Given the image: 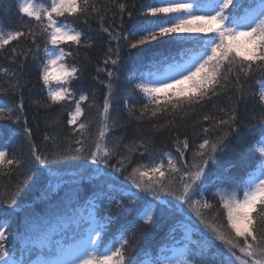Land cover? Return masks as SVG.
<instances>
[{"label": "snow or ice", "instance_id": "1", "mask_svg": "<svg viewBox=\"0 0 264 264\" xmlns=\"http://www.w3.org/2000/svg\"><path fill=\"white\" fill-rule=\"evenodd\" d=\"M135 7L133 5V9ZM118 8L121 24L116 30L113 24L104 26L111 9L101 0H50L44 6H37L36 0H19L17 11L21 23L15 30L0 31V52L8 51L7 46L13 41L18 45L23 41L25 45L19 50L12 47L8 52L6 59L17 66L10 76L7 68H0V72L9 76L12 92L21 90L19 103L14 102L11 107L0 106V120L15 118L19 124L20 114L24 111L22 90L26 87L21 80L31 58L42 90L47 89L42 107L50 109L62 103L74 104V110L68 112L67 125H75L70 130L67 147L57 142L58 137L44 136L45 141L51 140L55 145L50 152L51 161L49 153H42L34 143L30 145L27 158L16 154L10 156L6 146L0 144V171L7 168L8 171L3 173L7 176L19 171L29 182H18L11 194L5 190L0 198V209L14 211L18 205L17 197L29 185L45 184V171H51L58 161L83 157L96 166L94 171L99 174L101 183L93 189L97 201L107 200L109 206L115 204L124 208L129 216L135 213L137 218H142V210L133 206L144 201V193L152 197L146 201L153 211L145 223H156V211L162 221L171 222V227L161 238V250L149 256L146 249L130 245L126 236L128 227L124 224L116 229L118 235H113L111 242L106 244L105 236L113 223L108 210L78 225L72 239L63 242L46 235L43 221L32 214L22 222L19 239L11 247L8 222L0 225V264H264V0H251L250 3L247 0H149L138 9L143 19L127 33L123 29V15L127 13L131 19L133 11L124 3L118 4ZM97 17L102 32L107 34L109 46L103 67H97V76L93 79L106 72L108 80L106 83L101 81L107 89L103 98L102 126L95 147L91 148L84 136L88 125L80 122L85 112L83 104L89 96L82 92L76 99V93L71 89L72 82L79 80L85 69L75 62L68 63V59L79 56L80 48L91 49L95 43L90 31L73 25H89L90 18ZM121 40L127 44L129 60L137 66L128 78L129 83L135 82L132 94H142L148 100L136 119L148 114L150 104L155 106L151 110L154 118L158 113L167 114L169 106L174 112L186 108L195 112L197 108L215 107L213 101L222 96L236 93L243 99L250 93L261 106L259 118L253 117L258 126V137L253 146L246 149L247 141L239 136L238 110L225 111L221 107L219 111L223 115L219 118L203 115L202 121L209 124L206 127L201 124L203 136L197 137L198 144L190 145L186 136L183 140L177 136L178 156L172 158L169 153L161 152L157 158L153 153L150 163L132 167L131 173L121 181L120 176L135 159L133 154L150 155L149 142L143 139L137 140L134 146L124 145L128 148L127 155L120 151L122 140L114 142L111 148L107 145L106 138L116 126L112 115L113 79L118 78L123 62ZM112 41L116 42L115 48L111 46ZM150 41L166 46L169 54L152 52L145 62L141 55L144 49L140 46ZM72 46H76L75 52ZM132 49L137 51L132 52ZM12 78L15 83H11ZM53 81L57 85L55 88L51 86ZM129 103V99H123V106L132 116L134 109L129 108ZM212 132L217 133L214 139L209 138ZM23 133L32 137L26 121ZM233 137L237 138V143L230 149L228 145ZM190 148L194 150L195 161L191 164L186 157ZM227 151L239 158L246 171L240 177L218 175L222 187L213 197L219 196L222 212L209 222L205 219V210L211 211L215 204L207 199L201 203L194 197L201 196L208 178L209 161H216L217 154ZM116 157L120 158L115 164L111 163ZM108 168L112 172H108ZM106 183L119 185V190L107 191ZM48 191L50 189H43L44 195ZM161 194L173 197L176 203L173 200L165 202ZM125 201L132 206L126 207ZM156 201L159 203L154 204ZM185 206L199 222H191V229L199 234L195 241L189 230L181 232L177 238L175 225L186 214ZM69 244L74 247L69 248ZM173 250H178V254L169 255ZM38 254L43 258L34 262L32 257ZM69 254L70 258L65 259Z\"/></svg>", "mask_w": 264, "mask_h": 264}, {"label": "trees", "instance_id": "2", "mask_svg": "<svg viewBox=\"0 0 264 264\" xmlns=\"http://www.w3.org/2000/svg\"><path fill=\"white\" fill-rule=\"evenodd\" d=\"M47 0H36L37 6L45 4ZM18 2L19 0H0V21L3 25L0 26V31L15 30V28L21 23V18L18 14ZM149 0H101V3L107 5L111 11L107 13L104 26L113 24L116 30H119L121 24L120 12L118 4L124 3L128 9L133 11L131 19L127 13L123 15V29L125 33L131 31L134 26H138L143 19L138 12L141 4L147 3ZM251 2V0H247ZM135 5V9H133ZM113 17L115 19L113 20ZM27 18H25L26 22ZM78 29L82 28L84 31H90V34L94 37V46L91 49H79V56L69 58L68 63L75 62L78 67L85 69L80 75V79L72 82L71 89L76 93V99L83 92L89 96V100L84 102L85 109L84 116L81 117L80 122L86 123L87 129L84 132V136L88 140V146L95 147L96 138L99 136V132L102 126V112L104 95L107 89L101 84V81L107 82L106 72L99 73L97 79H93L97 76V67H103V59L107 47L109 46L108 37L106 33H103L100 27L99 18H90L89 25L76 24L73 25ZM90 26V27H89ZM164 39V38H162ZM23 41L18 45L13 41L7 46L8 51L0 52V68H7L9 76L16 70V65H13L9 59H6L8 52L12 47H17L19 50L24 47ZM111 46L115 48L116 42L112 41ZM66 50H67V46ZM144 49L141 55L144 56L145 62H147L152 52L168 55V49L166 46L159 44L157 41H150L140 46ZM120 48L122 50L123 62L117 73L118 78L113 79L115 97L113 100L112 115L116 120L115 128L107 136V145L112 147L113 143L117 140H122L121 153L123 155L128 154V148L124 145L134 146L135 142L139 139H143L149 142L150 155L141 157L138 153L133 154L135 159L132 160V165L128 167L123 176H120V180L123 181L124 176L129 175L132 171V167L137 164H148L151 162V154H155L157 158L161 152L169 153L172 158L178 156L176 152V138L179 136L180 140H183L185 136L188 138L190 145L198 144V136H203L201 124L208 126L209 122H203L202 117L204 114H210L217 118L221 117L223 113L219 111V108H224L225 111H230L232 108L238 110L240 117L239 120V136L243 137L247 143L245 148H251L253 141L258 137V126L256 119L260 116V105L257 102V98H253L250 93H247L245 98H240L239 94L233 93L229 96H222L218 100L213 101V106L206 107L204 109L197 108L195 112L185 109L182 112H174L169 106L168 113L161 115L157 114L156 117H151V110L155 107L149 105L148 114L140 119V113L143 108V104L148 103L146 98H143L142 94H132V84L129 83V75L136 71L137 66L134 62L128 58L129 49L125 41H120ZM76 46H72V51H76ZM132 52H136V49H132ZM42 55V54H41ZM159 58V56H158ZM111 67V65H109ZM9 76H5L0 72V106L11 107L12 104L19 103L21 97V90L12 92L9 87ZM11 83H15V78H12ZM22 84L26 87L22 90L24 100V111L20 114L19 124L13 120H0V144L6 146L9 151V155H22L23 158L29 156L30 145L36 144L42 153H49V160L52 157L50 152L54 148L53 141H45L44 136L50 135L58 137L57 142L61 143L63 147H67L69 138L71 136V128L75 127L67 125L68 112L74 110V104L62 103L52 106L50 109L42 107L47 96V89L42 90V83L38 82L37 71L35 64L31 58L24 69V77L21 80ZM252 83L251 81L249 82ZM55 88L57 85L53 81L52 85ZM7 88V91L4 89ZM258 91V89H257ZM129 99V108L134 109L133 115H128V108L123 106V99ZM27 126L32 132V137L29 138L23 133V127ZM123 125V127H121ZM217 133L212 132L209 134V138H213ZM237 138L233 137L228 147L234 149L236 147ZM154 145V148H153ZM259 146H257L258 151ZM71 155V154H69ZM187 161L189 164L194 163V150H190L186 153ZM114 158L111 163L115 164ZM167 164V158L164 160ZM103 168V165L100 166ZM95 165H92L90 160L78 157L76 159H67L57 162V166L51 171L46 170L45 176L47 180L45 184H41L39 187L35 185H29V187L22 192L18 197V205L15 210H3L0 209V225H3L5 221L8 222L7 235L9 237L8 244L11 247L14 245L19 237L18 233L22 229V222L26 217L35 214L38 217L50 214L53 210L59 208V204L65 199H71L78 204L79 213L85 214L89 207L96 216L102 215L105 210L110 212L113 217V223L109 225L108 234L105 236V243H110L113 235H118L116 229L124 224L128 227L126 233L127 239L130 241V245L135 246L137 249H146L149 256L155 254L161 250L160 241L165 231L171 227V222L165 223L161 220L159 212L156 211L155 218L156 223L149 225L146 224L147 216L153 211L152 205H147L146 201L152 199V197L146 193L142 194L144 201H142L138 207L142 210V218H137L135 213L129 216L124 208H118L115 204L109 206L107 200L97 201L93 195V189L96 184L101 183L99 174L94 171ZM58 169V170H57ZM225 170H228L225 172ZM8 171L7 168L0 171V198H2L5 190L9 194L16 190L18 182L28 184L24 175H21L18 171L15 175L7 176L3 173ZM23 171V170H21ZM108 172H112L111 168L107 169ZM246 170L240 165L239 158L234 157L231 151H227L224 154H217L216 161H209L208 178L205 180L201 196L194 197L199 199L203 203L204 199L215 204V207L211 210H205V219L212 222L211 218L222 212L220 208L219 196L213 197V194L218 188H221L218 181V175H234L240 177ZM113 176H119L118 173H112ZM246 178V177H245ZM105 188L107 191H112L113 188L119 190V185H112L106 183ZM48 188L47 195H44L43 189ZM134 191V189H133ZM242 194V193H241ZM51 197V200L49 199ZM161 198L166 202L167 200L176 201L171 196H164L161 194ZM57 202H60L57 204ZM159 203L158 201L153 202ZM125 206H132L125 201ZM185 215L175 225L177 231V238L184 227L191 229V222L196 221L194 214H189L190 210L185 206ZM85 216L78 218V223L70 224L65 229L57 233H52L51 237L60 241H70L73 236V232L77 230L78 225H83L88 222ZM226 223V220L224 221ZM219 223V220L216 221ZM201 229L204 225H199ZM192 238L199 239V234L195 230L191 229ZM219 244V242H217ZM171 246L169 243L168 247ZM47 249H44L46 251ZM169 254V253H168ZM239 254V253H238ZM41 255H35L32 257L35 262L38 258H42ZM19 258V257H17ZM148 257H145L147 259Z\"/></svg>", "mask_w": 264, "mask_h": 264}, {"label": "rangeland", "instance_id": "3", "mask_svg": "<svg viewBox=\"0 0 264 264\" xmlns=\"http://www.w3.org/2000/svg\"><path fill=\"white\" fill-rule=\"evenodd\" d=\"M46 2L50 3V0H47ZM45 4L41 6H44ZM59 203L60 202H57V204ZM59 205H60L59 208H57L55 211L53 210L50 214L39 217L45 225V234L50 237L53 232L54 233L60 232L70 224L78 223V218L80 216L86 215L85 219L87 221H90L94 216H96L90 207L85 214L79 213L78 204L68 198H65ZM186 230L191 231L189 227H184L182 229V232H185ZM57 240H59V238ZM192 240L195 241V239L193 238ZM68 246L69 248L74 247L71 244H69ZM169 248L171 249L172 245ZM174 254H178V250L169 251V255H174ZM70 255L71 254L66 256L65 259L70 258ZM42 258H38V259H42Z\"/></svg>", "mask_w": 264, "mask_h": 264}]
</instances>
